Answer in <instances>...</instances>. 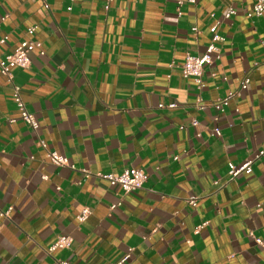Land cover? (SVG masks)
Instances as JSON below:
<instances>
[{"label": "crops", "instance_id": "obj_1", "mask_svg": "<svg viewBox=\"0 0 264 264\" xmlns=\"http://www.w3.org/2000/svg\"><path fill=\"white\" fill-rule=\"evenodd\" d=\"M255 2L238 0L225 20L232 0L186 4L181 17L176 0H0V57L31 27L42 44L13 81L0 71V264H119L129 252L125 264H264V156L251 175L229 176L264 149ZM217 20L224 42L200 87L182 65L205 54ZM42 141L74 168L51 164ZM130 169L148 180L129 194L95 176ZM61 236L71 246L49 252Z\"/></svg>", "mask_w": 264, "mask_h": 264}, {"label": "built area", "instance_id": "obj_2", "mask_svg": "<svg viewBox=\"0 0 264 264\" xmlns=\"http://www.w3.org/2000/svg\"><path fill=\"white\" fill-rule=\"evenodd\" d=\"M114 0H106V9L110 8V5ZM142 1V0H136ZM144 1V0H143ZM238 0H232V4L228 7L227 11L224 14V19L229 20L233 16L237 15V8L234 6L235 2ZM198 0H176V8L178 12V16H182V7L186 4L189 5H197ZM68 10H72L71 7ZM264 16V0H256L252 9L247 13V17L250 19L260 18ZM222 22L217 20L214 22L212 27L210 28L211 33V42L208 45L205 54L202 56H193L187 55L185 61L182 65V75L185 79H194L195 83L200 87L203 86V74L204 70L208 65H211L214 60V55L220 51L219 44L224 42V38L220 34V26ZM193 32L198 33L197 28L192 29ZM27 36L25 40H23L20 45L15 49L14 53L7 55L5 58L0 57V71L1 73L7 77L9 81L14 80V70L15 69H28L31 65V53L35 50H40L42 48V44L33 39L36 34V27H31L27 30ZM8 42V37H4L0 39V46L5 45ZM250 84V79H245L242 83V89H247ZM234 97V94H230L224 100L220 101L215 105L216 109L223 110L224 107L229 105L230 100ZM13 101L16 107L19 110L20 118L24 121L30 128L34 131L39 129V122L34 114L30 113L27 109L25 102L22 99L21 89L20 87H15L13 93ZM201 107V106H200ZM159 108H168L174 109L176 105H159ZM197 122H194L196 125ZM214 133L217 136H221V130L216 128ZM43 148L47 151V157L51 164L57 167H71L74 168L69 160L59 154L56 151H51L48 149V146L45 142L42 141ZM264 156V149L258 153L252 160H247L240 166L230 164L229 165V176L231 180H235L243 174L251 175L253 173V165L255 161L261 159ZM89 174V173H88ZM96 178L107 181L113 187H120L125 194L136 192L144 186L146 181L148 180V175L145 171L140 169H130L126 170L121 174L115 173H99L95 175ZM197 197H191L188 200V204L192 207L197 206ZM115 208V207H113ZM91 214V211L88 208L82 210V212L78 215L77 219L80 223L86 221L88 216ZM207 223H204L199 227V229L204 228ZM198 229V230H199ZM256 242L264 249V241L262 239L256 238ZM72 238L69 236H61L58 238L56 243L50 248L49 252H54L57 249H66L71 246ZM131 259V252H129L119 264H125ZM59 264H69L66 261L58 260Z\"/></svg>", "mask_w": 264, "mask_h": 264}]
</instances>
